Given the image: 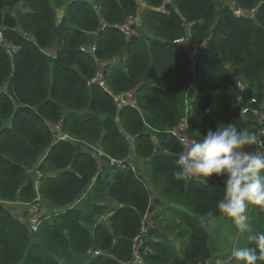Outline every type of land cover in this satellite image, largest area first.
I'll list each match as a JSON object with an SVG mask.
<instances>
[{
	"label": "trees",
	"instance_id": "1",
	"mask_svg": "<svg viewBox=\"0 0 264 264\" xmlns=\"http://www.w3.org/2000/svg\"><path fill=\"white\" fill-rule=\"evenodd\" d=\"M139 1L145 8L134 21ZM231 1L0 0V264H138L139 236L144 264L212 257L202 221L223 217L216 210L223 178L176 181L184 148L167 129L182 117L192 86V137L221 123L257 132L238 97L264 102V0ZM234 8L257 12L238 16ZM183 36L204 44L193 58L174 43ZM100 71L105 86L94 81ZM239 79L249 87L239 91ZM118 94L135 106L119 107ZM57 125L69 138H58ZM132 156L144 160V172L111 163ZM39 195L50 212L32 233L12 204ZM162 200L177 235L188 239L180 252L155 225L142 231L145 213L160 217ZM248 215L251 233L232 224L240 247L250 244L244 236L264 232V210L250 205Z\"/></svg>",
	"mask_w": 264,
	"mask_h": 264
},
{
	"label": "clouds",
	"instance_id": "2",
	"mask_svg": "<svg viewBox=\"0 0 264 264\" xmlns=\"http://www.w3.org/2000/svg\"><path fill=\"white\" fill-rule=\"evenodd\" d=\"M176 165V181L223 178L224 197L217 201L216 210L230 218L240 234L251 233L249 206L264 210V133L238 128L234 123L218 124L203 139L190 140ZM247 239L250 244L233 248L231 259L238 264L264 262V232L250 234Z\"/></svg>",
	"mask_w": 264,
	"mask_h": 264
},
{
	"label": "built area",
	"instance_id": "3",
	"mask_svg": "<svg viewBox=\"0 0 264 264\" xmlns=\"http://www.w3.org/2000/svg\"><path fill=\"white\" fill-rule=\"evenodd\" d=\"M163 9V8H162ZM256 9H252L249 13L246 12L242 8H234V13L238 16H246L248 14L253 17L256 14ZM122 30H124L127 33H130V26L129 24H125L122 26ZM3 35L0 31V43H3ZM174 43H180L186 45V48L188 49V52L190 56L193 58L196 53L199 51V49L204 45L203 43H189V37L188 36H183L181 38L175 39ZM8 48H14V46L7 45ZM95 82L99 83L102 86L106 85V80L104 73L100 71L96 78L94 79ZM237 87L239 91L245 90L247 87H249V83L246 82L244 79H239L237 82ZM192 86L188 88L186 94H185V104H184V109L182 113V117L180 118L179 122L171 128L167 129V133L171 134L173 137H175L179 143L183 146L184 151L187 150V144L190 140H198L195 137H192L189 132L190 128V123L189 120L191 118V110H192V102L196 98V91L192 92ZM114 100L116 104L121 107L124 105L131 104L135 106V102H132L129 97H127L124 94H118V95H113ZM238 102H239V112L242 117H246L249 114H252L253 117L255 118V122H257V133H264V103L260 104L258 96L252 95L249 97L247 100H244L242 95H239L238 97ZM58 133V138L59 139H67L69 138L68 135L62 133L60 125H57L55 127ZM255 147V146H253ZM100 153V152H99ZM102 154V153H100ZM112 164H115L118 168H131L134 172H136V168L133 163V157L127 160H111ZM38 173V176L40 178V173L36 170ZM39 178L38 181L35 183L36 188L38 189V183H39ZM41 196L39 195L34 201L29 202L28 204L30 205V214L28 218V226L29 229L32 233H35L40 224H41V217L44 214L42 208L40 207V200ZM149 216L150 213L147 212L144 215V221H146V224L143 225L142 231L147 232L151 227V223L149 222ZM140 236L136 238V247L134 249V261L138 264H144V260L142 257V254L140 252V247L141 243H139ZM100 250H95L94 255H99ZM233 260L231 259V256L229 257H221V256H216V257H210L200 264H231Z\"/></svg>",
	"mask_w": 264,
	"mask_h": 264
},
{
	"label": "rangeland",
	"instance_id": "4",
	"mask_svg": "<svg viewBox=\"0 0 264 264\" xmlns=\"http://www.w3.org/2000/svg\"><path fill=\"white\" fill-rule=\"evenodd\" d=\"M216 1L217 3H228L230 5L233 4L231 0H216ZM139 3H140V9L137 15L133 18L134 21H140L142 11L145 8L144 3L142 1H139ZM184 104H185V97H184ZM92 150L93 151L91 152H93L94 155H96L97 149H92ZM132 157H133L134 166L136 168V172L138 173H141V171L144 172L143 161L139 162L136 160L138 158H135V156H132ZM38 178L39 176L35 168L31 169L30 170V180H34V183H36L38 181ZM28 203L29 202L12 204L18 208L20 212V216H22V218L26 222L28 221L29 214H30V210H29L30 205ZM40 207L42 208L43 213L50 212L49 211L50 207L45 203L43 199L40 200ZM162 215L163 216H160V217L157 216V218L155 219V217H152V215L150 214L149 222L151 223V225H155L154 229H157V231L160 232L161 235L167 236V239L170 240L175 250L180 252L182 248V244L184 242H187L188 239L186 238L182 240L177 235L176 227L175 225L172 224L171 219H169L168 216H165L164 213ZM107 220H108V216L101 217V221L107 222ZM202 222L205 228L208 230L209 234L211 235L210 244L213 250L212 258L216 256L225 257L226 255L231 253L233 248L240 247L239 243H236L235 237L231 233L232 222L230 218L222 217L219 220H204ZM244 241L245 243L247 242V237L245 238V236H244ZM92 254L94 255V251L92 252ZM231 264H238V262L233 260Z\"/></svg>",
	"mask_w": 264,
	"mask_h": 264
},
{
	"label": "crops",
	"instance_id": "5",
	"mask_svg": "<svg viewBox=\"0 0 264 264\" xmlns=\"http://www.w3.org/2000/svg\"><path fill=\"white\" fill-rule=\"evenodd\" d=\"M184 108V107H183ZM139 162L141 161H143L144 162V160H141V159H137ZM167 204H169V201H167V200H162V201H160V203H157V205H156V211H158V214L160 215V216H163L162 215V213H164V214H166L165 216H168V212L167 211H165L164 209H163V206H165V205H167ZM155 205V204H154ZM14 210H15V208H14ZM16 214H18V215H20V212H19V210H18V208L16 207V210L14 211Z\"/></svg>",
	"mask_w": 264,
	"mask_h": 264
}]
</instances>
